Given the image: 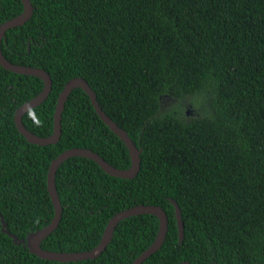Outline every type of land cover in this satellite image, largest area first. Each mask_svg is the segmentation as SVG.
<instances>
[{"label": "trees", "instance_id": "1", "mask_svg": "<svg viewBox=\"0 0 264 264\" xmlns=\"http://www.w3.org/2000/svg\"><path fill=\"white\" fill-rule=\"evenodd\" d=\"M31 1V18L1 42L8 60L52 78L49 96L24 114L25 126L50 135L60 91L81 76L143 148L131 179L86 157L64 161L56 173L62 218L41 246L90 249L113 214L153 204L165 209L168 232L142 264H264V0ZM22 10L21 0H0V24ZM42 88L40 78L0 65V212L20 238L51 221L47 172L65 149L86 147L118 168L130 165L124 142L81 88L66 100L60 140L28 142L14 113ZM198 92L209 95L204 116L161 108L163 97ZM170 197L181 208L182 242ZM158 226L153 214L128 217L97 258L59 262L15 244L0 217V264H130Z\"/></svg>", "mask_w": 264, "mask_h": 264}, {"label": "water", "instance_id": "2", "mask_svg": "<svg viewBox=\"0 0 264 264\" xmlns=\"http://www.w3.org/2000/svg\"><path fill=\"white\" fill-rule=\"evenodd\" d=\"M21 2L23 4V10L21 13L5 20L0 24V65L5 69L15 73L32 75L40 78L43 81V88L36 96L23 102L19 107L16 108L14 113V122L17 129L30 143L37 145L57 143L60 140L62 134V116L66 100L73 89L81 88L89 96L91 104L93 105L101 120L124 142L130 156V165L124 169L118 168L106 161L96 151L86 147H71L65 149L51 160L47 172V190L54 207V214L51 221L41 228L29 231L25 238H20L17 234L12 233L8 229L7 223L3 219L0 212L2 231L12 237L15 244H22L24 247H27L31 253L36 254L42 259L55 260L59 262L79 261L85 259H95L100 256V254L105 251L106 247L111 242L116 226L120 221L135 215L153 214L159 220L156 236L153 242L130 263L142 264L148 257H150L162 247L168 232V215L161 205L137 204L116 212L107 221L98 244L90 249L81 251H53L44 249L41 246V242L57 228L62 218L63 206L56 188V173L64 161L74 156L86 157L94 160L100 166V168H102L109 175L131 179L135 177L140 170L141 153L143 148L138 147L134 140L129 136L127 130L121 127L105 112L97 99L95 90H93L88 81L81 76H75L67 80L60 91L53 113V130L50 135L40 136L25 126L23 122L24 114L30 109L40 105L49 96L52 90V78L49 72L45 69L30 65L13 63L8 60L2 52L1 42L6 35V31L10 28L23 25L31 18L34 12V6L31 0H21ZM170 201L175 208L179 242H182L184 239V223L182 219L181 208L172 197H170ZM175 264L192 263L189 260H183Z\"/></svg>", "mask_w": 264, "mask_h": 264}, {"label": "rangeland", "instance_id": "3", "mask_svg": "<svg viewBox=\"0 0 264 264\" xmlns=\"http://www.w3.org/2000/svg\"><path fill=\"white\" fill-rule=\"evenodd\" d=\"M206 92H198L192 96L183 99H172L169 97H163L161 99V108H169L170 111L175 109H181L182 112L190 115H200L204 116L208 114V104H209V95L207 101ZM178 105V106H174ZM179 107V108H178ZM188 112V113H187Z\"/></svg>", "mask_w": 264, "mask_h": 264}]
</instances>
